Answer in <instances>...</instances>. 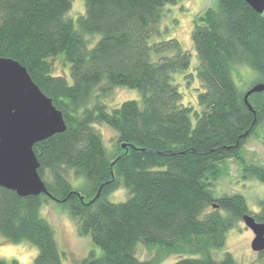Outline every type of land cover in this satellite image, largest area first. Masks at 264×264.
Instances as JSON below:
<instances>
[{
	"label": "trees",
	"instance_id": "obj_1",
	"mask_svg": "<svg viewBox=\"0 0 264 264\" xmlns=\"http://www.w3.org/2000/svg\"><path fill=\"white\" fill-rule=\"evenodd\" d=\"M176 1L84 0L74 25L65 16L70 0H0V57L24 65L66 123L33 145L50 195L19 196L0 186V235L37 247L33 264H64L54 228L40 213L48 199L64 203L77 232L99 249L79 264H158L170 254H186L172 264H237L229 252L217 259L212 250L224 246L245 213L264 222V198L250 211L242 194L212 190L223 173L220 162L229 158L242 165L244 177L264 182V164L240 156L264 119V89L248 95L250 109L230 72L232 64H247L264 83V10L215 0L196 15L197 110L183 103L172 77L188 68L190 51L174 37L160 38L163 7ZM56 58L69 64L70 79L56 73ZM117 86L138 89L140 101L108 110L102 98ZM94 124L116 132L111 150ZM69 169L84 177V191L67 180ZM121 184L127 198L108 200ZM138 243L156 247V254L139 259ZM258 256L264 264V249Z\"/></svg>",
	"mask_w": 264,
	"mask_h": 264
},
{
	"label": "rangeland",
	"instance_id": "obj_2",
	"mask_svg": "<svg viewBox=\"0 0 264 264\" xmlns=\"http://www.w3.org/2000/svg\"><path fill=\"white\" fill-rule=\"evenodd\" d=\"M209 6H215V0H177L174 3H166L159 21L160 38L174 37L179 41L183 49L189 50L191 53L188 68L185 71L173 73L172 77L183 94V103H191L197 110H199L196 100L197 92L202 89V86L196 76L198 59L192 47L191 30L196 15ZM84 9V0H70V7L65 16L72 19L74 25H76V19L79 14L84 13ZM99 36V34L88 36L89 48L93 46ZM94 38L95 40H93ZM54 65L56 73L63 72L70 79L68 63L65 66L61 58H56ZM230 72L240 92L247 91L250 86L261 80V75L247 64H232ZM189 73L192 76L188 78L186 74ZM126 99L140 101L141 93L136 88L117 86L111 93L102 98L108 110L119 106ZM191 121L194 124L195 117L193 114L191 115ZM94 127L101 133L106 148L110 149L115 142L116 132L104 124H94ZM240 156L243 157L247 164H264V119L246 138L243 146L240 148ZM219 165L223 167V173L212 186L213 193L215 195L240 193L245 197L250 211H258L259 201L264 198V182L253 177H244L242 165L234 159H226L220 162ZM66 178L74 188L84 191L86 181L83 176L75 175L74 171L69 169ZM127 196L128 190L121 184L118 189L111 191L107 195V199L117 202L125 200ZM210 209V207H207L206 211ZM40 213L54 228L58 247L64 253V256L62 255L64 264H79V261L90 250H96V253L99 252V249L92 243L89 235H80L77 232L74 219L70 216L68 207L64 203L48 199L47 202L41 205ZM253 236L252 231L245 226L243 220H240L226 232L224 246L212 250L211 254L219 259L225 252H229L237 264H263L262 259L258 256V252L252 250L250 247ZM20 245L33 246L28 242L12 243L0 235V248L9 246L16 248ZM156 249V247H147L138 243L135 246V255L139 259H148L156 254ZM26 256L27 252L25 250L18 249L17 257L13 259H16L21 264L19 258ZM182 256H186V254H170L165 256L158 264H172Z\"/></svg>",
	"mask_w": 264,
	"mask_h": 264
},
{
	"label": "water",
	"instance_id": "obj_3",
	"mask_svg": "<svg viewBox=\"0 0 264 264\" xmlns=\"http://www.w3.org/2000/svg\"><path fill=\"white\" fill-rule=\"evenodd\" d=\"M244 1L256 12H263L264 0ZM263 89L264 83L257 82L245 92L250 109L248 95ZM65 128L61 111L32 80L26 67L12 58L0 57V186L19 196L50 195L38 173L40 163L33 145ZM242 220L254 235L251 249L262 251L264 222L249 213Z\"/></svg>",
	"mask_w": 264,
	"mask_h": 264
},
{
	"label": "clouds",
	"instance_id": "obj_4",
	"mask_svg": "<svg viewBox=\"0 0 264 264\" xmlns=\"http://www.w3.org/2000/svg\"><path fill=\"white\" fill-rule=\"evenodd\" d=\"M23 249L27 252V256L19 258L21 264H32V259L39 255V249L35 246L20 245L16 248L11 246L0 248V260L10 262L14 257H17V250Z\"/></svg>",
	"mask_w": 264,
	"mask_h": 264
}]
</instances>
